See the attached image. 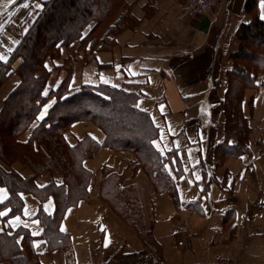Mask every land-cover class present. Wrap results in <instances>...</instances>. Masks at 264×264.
<instances>
[{"label":"crops","instance_id":"obj_1","mask_svg":"<svg viewBox=\"0 0 264 264\" xmlns=\"http://www.w3.org/2000/svg\"><path fill=\"white\" fill-rule=\"evenodd\" d=\"M50 1L0 0L1 61L9 62ZM186 1L126 0L141 23L116 36L109 50L98 48L101 44L92 50L88 42L92 59L77 60L68 85L76 91L84 84H107L138 96L137 107L158 128L152 144L164 158L178 202L168 190L155 191L132 153L107 147L95 123L75 121L65 134L67 142L75 145L87 136L97 145L84 162L92 173L89 196L69 206L55 225L40 216L55 213L51 192L45 199L35 190L21 192V212L13 213L10 189L0 184V264H106L120 250L142 251L136 231L100 196L110 174L118 175L122 187H137L144 220L162 246L159 264H264V74L242 99L251 126L250 151L229 157L221 150L232 54L241 46L240 27L254 14L246 9L248 0H217L203 15L176 19V9ZM256 12L264 19V0H257ZM78 45H61V56L46 60V98L65 79L64 59ZM84 55L83 50L78 54ZM20 62L12 61L0 85V111L20 82L15 72ZM55 101H45L18 140L29 141ZM1 165L26 179L33 175L18 161ZM63 179L62 173L43 172L34 183L43 189Z\"/></svg>","mask_w":264,"mask_h":264},{"label":"trees","instance_id":"obj_2","mask_svg":"<svg viewBox=\"0 0 264 264\" xmlns=\"http://www.w3.org/2000/svg\"><path fill=\"white\" fill-rule=\"evenodd\" d=\"M78 1L51 0L29 30L24 41L12 53L9 62L5 63L0 60L1 85L6 79L12 61L21 58L20 64L15 69L20 76V82L4 101L0 111V123L4 124L3 119L8 120L7 130L11 129L17 144L30 146L34 155L41 156L42 160H39L25 153L24 158L36 174L49 171L62 173L64 177L61 185L51 184L43 189H37L34 177L23 178L14 170H5L0 164V184L10 189L9 202L13 205V213L21 212V192L35 190L34 192L42 199H45L51 192L56 201L55 213L45 215L41 212L40 216L42 220L50 221L55 225L60 222L69 206L90 194L89 185L92 173L86 168L84 162L96 154L97 145L92 138L87 136L75 145L67 142L65 134L75 121H93L104 131L106 135L104 144L107 147L132 153L137 165L147 170L155 191L168 190L173 200L178 202V192L165 169L164 158L152 144L158 134V128L154 125L150 114L137 107L138 96L136 94L107 84H84L78 90L71 91L68 86L70 77L68 74L47 98L43 95L50 74L45 64L47 58L53 57L61 45L87 39L94 30L92 29L86 35H83V30L89 20L96 17V10L101 16L111 8V0H106L102 5L94 1L91 5H82L78 10L76 8ZM122 1L131 15L126 16L127 21L124 22V27L133 28L138 22L131 14V6L126 0ZM71 9H74L72 10L74 12L69 18L67 17V22L61 23L55 20L61 13L71 12ZM246 9L254 14V18L251 22L242 24L238 31L241 46L237 52L232 54L233 66L228 72L229 87L224 99L226 138L222 148L225 156L232 157H239L250 151L251 127L248 118L242 112V99L247 87L256 86L255 81L258 74H264V19L260 18L256 12L257 0H248ZM117 22L119 18L111 22L110 28L117 27ZM54 24L57 26L54 27ZM44 31L46 34H43ZM106 32L105 36H108L109 31ZM114 38L113 36V40ZM253 46L258 47L255 53L251 48ZM37 47L40 49H36ZM262 82L264 85V79ZM49 97H55L56 101L47 115L34 128L29 141L18 140V136L36 118ZM9 102L13 103V107L10 108V113H7ZM231 139L236 140V143H229ZM2 146L3 142L0 137V147ZM5 155L9 154L5 153L4 148H0V158H4ZM119 180L118 175L110 174L102 181L100 195L114 208H119L120 205L135 215L133 216L135 222L134 220L132 222L138 225L136 220L141 218L143 212L138 191L133 186L122 187ZM139 231L144 235L142 237L145 244L144 249L130 253L120 250L106 264L115 262L118 264H159L163 261L162 246L154 237L151 227L148 230L140 227ZM69 247V243H66V248ZM3 253L5 254V250L2 248ZM27 261L23 260L25 264Z\"/></svg>","mask_w":264,"mask_h":264},{"label":"rangeland","instance_id":"obj_3","mask_svg":"<svg viewBox=\"0 0 264 264\" xmlns=\"http://www.w3.org/2000/svg\"><path fill=\"white\" fill-rule=\"evenodd\" d=\"M84 1L85 0H79L77 2V5L78 6L76 8H78V10H79L80 7H82V5L88 6V5H91L94 1H96V3L98 5H102V4H104V2L106 0H89L90 2L89 1H85L84 2ZM107 1H109V0H107ZM124 6L125 5H124V2L122 0H111V8L104 15L101 14V16H100V14L98 13V11L96 10V17H93L91 20H89V22L87 23L86 27L83 30V35H86L92 29L94 31L92 32V34L87 39H85L83 41H81V40H75V41H79V45H78L77 49L75 51L72 50L71 51V54H69L64 59L65 61H64V67L63 68L66 70V73H67L66 74V77H67L68 74H71L72 70L75 68V65H76L78 59L79 60H83L84 63H89L91 61L90 60V59H92L91 58V53H90V50L91 49L93 50L95 47H97L98 45L101 44L98 48H101V49H104V50H109L114 45H116V40L115 39L113 40V36L116 38V36H119V35L123 34L125 31H127L129 29V27H126V28L124 27L125 26L124 22L127 21L126 20V16L127 15L131 16V15H130L129 12H127V10L125 9ZM178 9H179V7L176 9V11L174 13V17L176 19L183 20V19H186V18H189V17H193V16H182L181 18H179V15H177V14H179L178 13L179 12ZM72 10H74V9H71V12H65V13L63 12V13H61L60 16L58 15L55 18V20H58V22H61V23L62 22L64 23V21L67 22V17L69 18L70 15L74 12ZM196 16H198V15H196ZM118 18H119V22H117V27H115V28L114 27H111L110 28L111 22H114ZM136 20L138 22L136 26H138L141 23V21L138 20L137 18H136ZM54 25H53L54 27L57 26L56 24H54ZM106 31H109L108 32L109 33L108 36H105L106 33H107ZM43 34H46V32L44 31ZM104 37H105V39H104ZM96 38H97V41H96ZM111 40H113V41H111ZM75 41H73V42H75ZM73 42L67 43L65 45H70ZM87 42H91L92 43L91 44L92 48L91 49H88V51L86 49L87 48L86 47ZM40 46H41V44H40ZM40 46H38V47H40ZM38 47L36 49H40ZM251 48L253 49V52L254 53L258 51V47L257 46H253ZM81 50H83L84 51V54H85L82 59H81V57L78 56V54L81 52ZM60 56H61V51H60V48H59V51L55 55H53V57L52 56L51 57H48L47 60L48 59H53V58H58ZM11 107H13V103L12 102H9V105L7 107V113L8 112L10 113V111H11L10 108ZM12 120H14V119H12ZM2 121H4V124L0 123V137L2 138L3 146L0 147V148H4L5 153H7L9 155L3 156L4 158H2V159L0 158V164H1V162H3L5 165L11 167V165L14 162L18 161L21 164H23L26 168H28L29 170H31L33 172L32 177H34V178L36 176L40 175L43 172H49V171H43V172H41L39 174H36L33 171L32 167L29 166L27 160L24 158L25 157V153L30 154L31 157L33 156L35 159H38L39 158V160H42L41 156L40 155H34L35 153L30 149V146L29 147L28 146L25 147V146L18 145L17 142H16V139H15V137L13 135V132L11 131V129L10 130L9 129L7 130V128L9 127V125H7L6 122L8 120L6 121V119H3ZM91 122L94 123L93 121H91ZM11 126H10V128H11ZM225 127H226V124H225ZM121 151H123V150H121ZM223 151H224V149H223ZM96 152H97V148H96ZM144 170L147 173V170L146 169H144ZM51 174H56V173H51ZM152 184H153V182H152ZM153 186H154V184H153ZM135 188L137 190V187H135ZM103 199L106 200L105 198H103ZM111 206H112V204H111ZM116 208L113 207V210L119 215V217L129 227H132L136 231L137 237L140 239V241L142 242L143 246L145 247V244H144V242L142 240V237L144 235L140 234V231H139V228L140 227H144L146 230H148V228H149L148 224L146 223V221L144 220V217H143L144 216V212H142L141 218H138L136 220V222L138 223V225H137L136 223H133L132 222V220H134V218H135L133 216H135V215H133L129 211H126L123 206H120L119 205V208L120 209L119 208L116 209ZM118 209L120 210V212H119ZM134 222H135V220H134ZM114 264H118V263L115 262Z\"/></svg>","mask_w":264,"mask_h":264},{"label":"built area","instance_id":"obj_4","mask_svg":"<svg viewBox=\"0 0 264 264\" xmlns=\"http://www.w3.org/2000/svg\"><path fill=\"white\" fill-rule=\"evenodd\" d=\"M217 4V0H187L182 4L177 15L182 16H196L209 12Z\"/></svg>","mask_w":264,"mask_h":264},{"label":"snow or ice","instance_id":"obj_5","mask_svg":"<svg viewBox=\"0 0 264 264\" xmlns=\"http://www.w3.org/2000/svg\"><path fill=\"white\" fill-rule=\"evenodd\" d=\"M0 215H3V213H0Z\"/></svg>","mask_w":264,"mask_h":264}]
</instances>
